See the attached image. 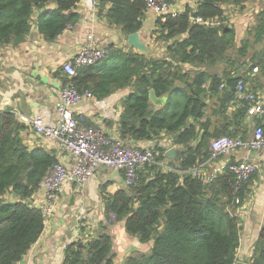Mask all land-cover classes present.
<instances>
[{
    "label": "trees",
    "instance_id": "1",
    "mask_svg": "<svg viewBox=\"0 0 264 264\" xmlns=\"http://www.w3.org/2000/svg\"><path fill=\"white\" fill-rule=\"evenodd\" d=\"M80 1L0 0V45L22 43L35 11L41 12L38 32L54 41L78 22L73 11ZM192 1L195 8L186 5L177 16L155 21L150 35L163 45L162 58L141 55L131 46H108L98 63L77 68L70 79L59 70L61 86L71 83L97 100L128 89L120 103L116 132L127 143L153 142L159 153L133 186L114 193L107 192V185L100 186L105 223L86 241L85 227L80 228L78 239L65 247L62 264H114L108 230L121 222L127 236L151 244L148 253L130 256L122 264L236 262L241 229L237 211L251 194L256 171L236 190L227 169L211 184L196 180L188 170L210 159L211 139L247 140L251 135L247 105L237 107L234 91L242 79L251 91L264 94V0ZM257 1L259 10L237 41L224 7L242 10L246 3ZM50 5L52 10L47 9ZM97 16L127 37L142 30L145 4L99 0ZM195 17L212 24H199L192 20ZM253 68L258 72L253 74ZM150 91L163 100L161 106L152 104ZM260 123L257 117L252 119L254 127ZM106 124L113 126L110 121ZM85 125L93 126L87 121ZM25 129L12 111H0V264H19L42 234L45 218L30 201L57 162L50 150L29 149L23 143ZM162 140L180 150L165 170ZM248 264H264V225Z\"/></svg>",
    "mask_w": 264,
    "mask_h": 264
},
{
    "label": "crops",
    "instance_id": "2",
    "mask_svg": "<svg viewBox=\"0 0 264 264\" xmlns=\"http://www.w3.org/2000/svg\"><path fill=\"white\" fill-rule=\"evenodd\" d=\"M251 4L256 6L255 13H257L260 7L258 1L246 3L242 10L246 11L249 6H254ZM186 5L191 8L196 6L192 0H179L175 8L182 12ZM53 8L54 5H50L47 9L52 10ZM73 12L79 15L78 22L70 29H66L54 41H46L38 32L36 23L41 12L35 11L31 19V29L22 43L17 46L0 45V111L9 110L16 116L27 118L43 113L51 120L61 88L60 76H58L60 66L77 52L90 29L99 39L101 47L114 46L130 49L127 37L117 29L109 27L97 15L91 18L84 14L79 6ZM155 21L154 15L145 13L143 28L138 32L141 41L147 46L149 45L147 40L150 41V33L154 29ZM251 21L253 22V19ZM128 94L129 90L124 89L103 100L94 98L92 101H84L77 106L76 115L81 114L83 122L87 121L93 125L92 127L100 128L107 133L114 132L121 112L120 103ZM214 101L211 99V103ZM155 103L157 107L161 106L163 100L157 98ZM246 120L249 121L248 118ZM106 121L112 122L113 126L108 127ZM25 127L21 136L23 143L29 149H48L57 157V150L53 143L41 140L34 136L29 127ZM163 142L164 140L160 145L163 146ZM152 143L137 142L134 144L145 146L152 145ZM175 148L180 154V150ZM170 149L167 147L164 155ZM244 156V152L238 150L228 157L216 158L211 161L210 165L218 167L223 162H235ZM59 159L62 162L67 160L64 155L59 156ZM251 159L257 167V178L253 182L249 198L237 211L241 229L236 260L246 264L252 256L254 243L264 225V152L253 155ZM166 160L161 164L163 169L172 159L166 158ZM104 184L107 185L108 193H114L123 188L122 176L100 169L84 189L78 190L74 185L66 186L55 203L52 216L45 220L44 230L39 239L19 264H62L64 249L78 239L80 228L85 227V236L94 235L97 226L105 223L99 190ZM40 198L41 194L34 196L33 199ZM108 231L112 237L114 264H122L130 256L146 254L151 248L150 243L141 244L137 238L127 236L123 222L110 227Z\"/></svg>",
    "mask_w": 264,
    "mask_h": 264
},
{
    "label": "built area",
    "instance_id": "3",
    "mask_svg": "<svg viewBox=\"0 0 264 264\" xmlns=\"http://www.w3.org/2000/svg\"><path fill=\"white\" fill-rule=\"evenodd\" d=\"M143 2L145 13L154 15L156 20L175 17L181 13L169 0H143ZM98 3L99 0H81L77 7L79 6L84 14L93 18L97 15ZM192 20L199 24H212V22H204L199 17ZM70 28L71 26H67L66 29ZM105 54L106 48L100 46L99 39L90 29L84 43L70 59L61 64L60 69L70 79L75 75L77 68L94 65ZM252 72L257 73V68H253ZM234 97L237 107L247 105L249 121L246 120V123L252 131L250 137L247 140L241 137L225 136L211 139L209 141L210 159L206 163L189 169L188 173L203 184H211L227 169L234 176L237 190L256 171L257 167L251 159L252 156L264 152V94L251 91L240 79L235 85ZM92 100L94 96L90 91H80L73 84L68 83L59 89L58 103L51 120L43 113L31 118L14 114L20 123L30 128L34 136L53 143L57 150V162L44 175L39 183L38 192L31 197L30 201L32 206L39 209L45 220L52 216L55 203L66 186L74 185L78 190L84 189L98 170L104 169L120 174L123 188H129L136 183L139 173L153 163L154 158L159 155L155 151V143L136 146L122 141L116 131L107 133L100 128L86 126L81 114L76 115V109L80 103ZM255 117L261 120L257 127L251 123ZM161 147L165 150L167 147L175 148L166 140ZM238 150L245 154L242 159L235 162H223L218 167L210 165L216 158L228 157ZM61 155L66 156V162L60 161ZM39 194H41L40 199H33ZM88 239L89 236H85V241Z\"/></svg>",
    "mask_w": 264,
    "mask_h": 264
},
{
    "label": "rangeland",
    "instance_id": "4",
    "mask_svg": "<svg viewBox=\"0 0 264 264\" xmlns=\"http://www.w3.org/2000/svg\"><path fill=\"white\" fill-rule=\"evenodd\" d=\"M256 3V2H254ZM254 5V4H251ZM226 7H224L225 9ZM256 11V6H249L246 11L238 10L237 8L233 7H227L225 9V16L228 19V22L230 25H232L235 29L236 35H237V41L244 36V32L248 26L251 25L252 19L254 16V13ZM149 43L148 47L151 49V52L154 57H163L164 56V50L162 48L163 45L156 44L152 41L151 35H150V41L147 40ZM240 138V137H237ZM7 200L12 201L13 198L7 196Z\"/></svg>",
    "mask_w": 264,
    "mask_h": 264
},
{
    "label": "water",
    "instance_id": "5",
    "mask_svg": "<svg viewBox=\"0 0 264 264\" xmlns=\"http://www.w3.org/2000/svg\"><path fill=\"white\" fill-rule=\"evenodd\" d=\"M126 40H127V43L130 46H132L135 49V51L138 52L139 54L146 55V56H153V55H151L152 54L151 49L141 41V39L138 35V32L128 35ZM149 99L152 102V104L155 103V100L157 99V97L155 96L153 91L149 92ZM154 105H156V103ZM175 155H177V156L175 157ZM178 156H179V152H178V150H176V148H171L165 154L166 158H168V159L170 158L174 161L177 160ZM235 264H246V263L236 262Z\"/></svg>",
    "mask_w": 264,
    "mask_h": 264
}]
</instances>
